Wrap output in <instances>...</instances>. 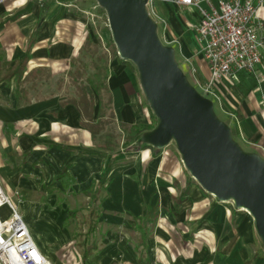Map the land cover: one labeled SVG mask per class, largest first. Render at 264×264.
<instances>
[{
  "label": "crops",
  "instance_id": "crops-1",
  "mask_svg": "<svg viewBox=\"0 0 264 264\" xmlns=\"http://www.w3.org/2000/svg\"><path fill=\"white\" fill-rule=\"evenodd\" d=\"M76 1L0 0V43L10 64L24 66L25 74L78 57L88 34L105 45L112 112L122 130L118 147H102L104 133L94 138L70 99L55 95L18 103L16 77L2 79L0 94L14 106L0 105V119L7 124L0 141L1 182L41 251L51 263L64 264L55 254L57 235L60 244L71 238L57 234L62 230L57 214L65 208L61 223L66 222L87 204L93 208L87 230L94 220L101 246L87 236L78 240L84 264H264V242L251 214L220 202L175 163L171 149L146 141L159 118L144 94L139 69L118 55L111 31L97 39L81 33L79 16L71 10ZM220 1L199 0V6L211 10L210 3ZM251 1L259 8L262 60L255 72L219 84L218 92L225 100L222 116L234 117L245 147L264 157V0ZM199 6L153 0L159 39L173 48L185 73L205 81L209 70L196 29ZM98 113L96 96L94 121ZM72 198L76 208L68 201ZM199 231L207 238L194 246Z\"/></svg>",
  "mask_w": 264,
  "mask_h": 264
},
{
  "label": "water",
  "instance_id": "water-1",
  "mask_svg": "<svg viewBox=\"0 0 264 264\" xmlns=\"http://www.w3.org/2000/svg\"><path fill=\"white\" fill-rule=\"evenodd\" d=\"M98 2L107 11L120 56L138 67L144 94L159 118L146 141L160 148L174 141L185 167L207 192L249 210L264 242V160L238 148L212 102L187 82L173 48L158 37L148 0Z\"/></svg>",
  "mask_w": 264,
  "mask_h": 264
},
{
  "label": "built area",
  "instance_id": "built-area-1",
  "mask_svg": "<svg viewBox=\"0 0 264 264\" xmlns=\"http://www.w3.org/2000/svg\"><path fill=\"white\" fill-rule=\"evenodd\" d=\"M175 1L199 6V0ZM146 6L154 19L153 0H148ZM210 6L211 10L199 6L202 18L196 26L203 41L202 54L209 66L210 78L197 80L196 84L205 95L220 99L219 84L223 87L226 82L237 81L240 72H255L262 60L260 47L263 42L257 22L259 8L251 0H221ZM4 206L9 210L8 216L2 213ZM0 264H52L36 243L1 178Z\"/></svg>",
  "mask_w": 264,
  "mask_h": 264
},
{
  "label": "rangeland",
  "instance_id": "rangeland-1",
  "mask_svg": "<svg viewBox=\"0 0 264 264\" xmlns=\"http://www.w3.org/2000/svg\"><path fill=\"white\" fill-rule=\"evenodd\" d=\"M72 12L77 14L79 17L80 24L76 25L77 27H80L81 33L87 34L91 33L94 38H99L100 35H102V32L104 30H110L109 20H108V14L106 9L98 2V0H77L71 7ZM112 34V33H111ZM113 39V38H112ZM98 48L99 54H106V51L104 50V47L100 44L98 47L92 46L91 50H96ZM82 55H79L78 57L73 58L69 62L63 63V64H57L53 65L52 67H48L50 71V75L48 73H45L42 76V80L37 81V83L33 84L30 82H22L21 87L22 90H24L23 94V102L28 101H36L38 99H46L53 97L55 95L64 96L66 99L76 98L78 97V94L81 90L82 85H85V82L87 80V77L89 74H92L94 71V67L91 64V58L84 57L82 62L87 63L88 69L85 70L84 67H81V61L80 60ZM175 56V54H174ZM107 61V59H106ZM206 61V60H205ZM207 63V61H206ZM135 64V63H134ZM208 65V63H207ZM10 61L7 59V52L3 45L0 43V82L2 79H5V82L7 80L9 81V78L6 74L7 70L11 68ZM81 67V68H80ZM81 71H80V70ZM80 71L79 73L77 71ZM209 74L207 75V79L210 78V69L208 66ZM140 74V73H139ZM187 82L201 95H203L205 98L210 100L212 102V111L214 115L218 118L220 122L225 124V126L229 129V136L230 139L238 146V148L243 153H251L256 156H258L260 159L264 160V157L259 154L258 152H252L248 150V148L245 147V143L240 138L239 134L237 133V125L236 121L234 120V117L225 116L223 117L221 114V109L223 110V105L225 106V100H222V98H214L205 95L201 88L196 84L195 78L190 76V73H185ZM7 77V78H6ZM78 82V84H76ZM81 86V87H80ZM9 87V85H8ZM0 105H8V106H14V104L8 99L7 96H4L3 94H0ZM220 106V107H219ZM221 108V109H220ZM226 110V109H225ZM7 132V124L2 119H0V141L2 139L3 135H6ZM105 133H114L116 135V138L119 139L120 134H122L121 128H119L118 124H115L111 122L110 120H106L105 124H103V131ZM159 149H171L175 154L174 161L176 163V160L182 164L184 167V163L182 161V156L178 151L177 145L174 141L169 143L166 146L163 147H157ZM177 154V159H176ZM187 169V168H186ZM188 170V169H187ZM189 172V170H188ZM189 174L192 176V174L189 172ZM0 178H2L0 174ZM5 184L2 180V184ZM106 183V182H105ZM14 196L21 197V193L16 191H13ZM211 194V193H210ZM219 200V199H218ZM70 203L72 202L71 206L72 208H76L77 205L74 204V201H76L74 198L69 199ZM85 200L80 199L77 200V202H81L83 204ZM14 204L19 207L13 199ZM220 202L226 204L230 208H238L233 204L232 200H220ZM80 204V205H81ZM84 207V205H82ZM241 209V208H238ZM78 210V209H77ZM92 206L89 207V205H85V208H80L79 212L75 211L73 215H71L66 222H62L67 215H66V209L64 208L63 212L60 211L57 214V223L58 227H61L62 230H59L58 233L62 234H68L70 236V241L60 244V238L59 235H57V244L55 248V254L58 256V259L62 260L64 264H84L82 258V247L78 243V240H83L84 238L89 237L92 238L93 242H95L98 246V248L101 246L99 243V232H94L97 228V225H93L94 220H92L90 223L92 225V228L90 230H87L88 222L90 219V215L93 213ZM2 213L5 215H9V210L3 209ZM91 213V214H90ZM250 214V212H248ZM56 216V215H55ZM252 216V215H251ZM253 217V216H252ZM255 225V222H254ZM256 228V227H255ZM93 236V237H92ZM205 234L200 233V231L195 234L194 236V246L201 244V241H203V237ZM207 238V236H205ZM94 250V249H91ZM90 250V251H91ZM95 249L94 251H96ZM81 256V257H80ZM52 264H58V263H52Z\"/></svg>",
  "mask_w": 264,
  "mask_h": 264
},
{
  "label": "trees",
  "instance_id": "trees-1",
  "mask_svg": "<svg viewBox=\"0 0 264 264\" xmlns=\"http://www.w3.org/2000/svg\"><path fill=\"white\" fill-rule=\"evenodd\" d=\"M92 46L98 47V44L91 38L90 34H88L87 39L82 47V53L80 54L82 56L80 60L77 61H81V67H84V69L87 70L89 65L87 63H83L82 60L84 57H90L92 59L91 64L94 67V71L92 74L88 75L85 85H82V87L80 86L81 90L78 94V97L71 98L69 101L78 106L84 120L86 121L84 122L85 125L90 128L93 133V137L96 138L97 134L103 131V124H105L106 120H110L113 123H115V120L114 114L112 112V99L107 86V55L99 54L100 52L98 51V48H95L96 50L94 51L91 50ZM79 70L77 71L78 73L81 71ZM45 73H48V75H50V71L47 67H38L25 74L24 66H12L4 75H7L8 78L12 76L16 77L15 93L19 103L24 100L23 94L25 93L24 90L20 88L21 83L30 82L35 84L37 83V81L42 80V76ZM76 84H78V82H76ZM96 96L99 97V113L97 121H94L93 113L95 110ZM25 101L28 102V100ZM102 137L105 138L104 142L101 143L102 147L106 148L119 146V141L114 133L103 134ZM114 138L117 139V142L114 141Z\"/></svg>",
  "mask_w": 264,
  "mask_h": 264
},
{
  "label": "bare ground",
  "instance_id": "bare-ground-1",
  "mask_svg": "<svg viewBox=\"0 0 264 264\" xmlns=\"http://www.w3.org/2000/svg\"><path fill=\"white\" fill-rule=\"evenodd\" d=\"M241 209H243V210H246V211H248V212H249V210H248V209H246L245 207H241Z\"/></svg>",
  "mask_w": 264,
  "mask_h": 264
}]
</instances>
